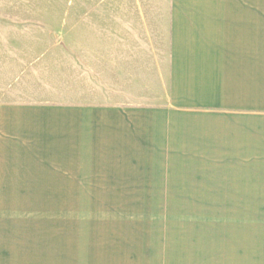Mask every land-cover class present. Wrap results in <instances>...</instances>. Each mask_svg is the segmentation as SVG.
I'll use <instances>...</instances> for the list:
<instances>
[{
  "label": "crops",
  "instance_id": "0c3cea01",
  "mask_svg": "<svg viewBox=\"0 0 264 264\" xmlns=\"http://www.w3.org/2000/svg\"><path fill=\"white\" fill-rule=\"evenodd\" d=\"M167 42L157 105L0 99V264H264V0H167ZM85 182H236V209H113Z\"/></svg>",
  "mask_w": 264,
  "mask_h": 264
},
{
  "label": "rangeland",
  "instance_id": "374dc122",
  "mask_svg": "<svg viewBox=\"0 0 264 264\" xmlns=\"http://www.w3.org/2000/svg\"><path fill=\"white\" fill-rule=\"evenodd\" d=\"M130 1L110 0L109 15L106 0H0V99L161 103L167 0L146 15L126 11ZM90 190L119 210L236 209V182H85Z\"/></svg>",
  "mask_w": 264,
  "mask_h": 264
}]
</instances>
